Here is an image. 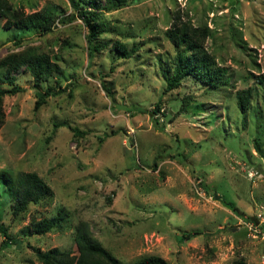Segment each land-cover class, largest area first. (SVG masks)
Segmentation results:
<instances>
[{
    "label": "rangeland",
    "instance_id": "rangeland-1",
    "mask_svg": "<svg viewBox=\"0 0 264 264\" xmlns=\"http://www.w3.org/2000/svg\"><path fill=\"white\" fill-rule=\"evenodd\" d=\"M9 2L25 13H64L45 35L4 29L0 19V59L35 47L61 68L40 83L22 68L11 73L14 85L0 71V85L19 90L3 101L0 173H35L52 190L15 217L3 187L0 216L12 243L2 249L0 234V264H41L35 251L55 248L77 256L82 223L123 264L152 256L264 264V93L256 80L264 74V0H128L105 14L113 32L104 38L136 49L129 59L111 50L90 57L68 0ZM185 23L209 30L205 49L228 82L218 91L191 76L166 91L174 58L166 32ZM248 90L242 113L237 96ZM50 218L64 226L36 234L34 224ZM193 232L200 235L181 238Z\"/></svg>",
    "mask_w": 264,
    "mask_h": 264
},
{
    "label": "trees",
    "instance_id": "trees-1",
    "mask_svg": "<svg viewBox=\"0 0 264 264\" xmlns=\"http://www.w3.org/2000/svg\"><path fill=\"white\" fill-rule=\"evenodd\" d=\"M70 8L74 11L73 19L82 21L86 29L85 41L87 51L91 57L101 50H111L116 52L121 58L129 59L136 52V49H128L127 45L120 39L111 41L105 40L104 36L113 32L108 23L105 22V14L119 11L125 7L128 0H68ZM64 11L60 7L45 8L35 13H25L19 8H15L9 0H0V19L4 20V29H18L20 31H40L45 35L53 30L57 18L61 19ZM65 20H62L64 23ZM168 40L174 48V58L172 59V72L164 73L167 83L166 91L178 88L181 81L187 76H191L212 91H218L223 83H228L222 77L226 75V69L220 68L215 58L205 49V41L209 35L208 28H193L190 23L173 27L166 32ZM20 45V42H18ZM25 68L36 83L45 82L60 73L61 68L53 62L47 53H41L35 47H29L22 52L14 53L0 59V71L5 70L6 77L11 85L15 84L12 72H17ZM257 84L264 93V74L256 77ZM107 89V88H106ZM108 90V89H107ZM19 93L17 88H4L0 85V129L4 124L3 101L5 97H13ZM53 92L48 90L39 97L35 104L38 110L44 105L46 98ZM252 91L248 90L237 96V104L242 113L247 111L250 104ZM159 109L158 106H156ZM80 132L76 130V134ZM81 134V133H80ZM82 135V134H81ZM9 191L12 201V212L15 217L26 212L30 205H39L43 199L52 194L51 188L35 173L19 172L15 179H11L5 172L0 173V194L2 189ZM218 199V197H217ZM0 203V209H1ZM1 211V210H0ZM64 218L45 219L44 222L34 224L35 233L43 235L55 231L64 226ZM0 234L4 240L2 249L7 248L12 243L8 227L1 222ZM200 235L199 232L183 233V240H191ZM76 244L78 255L70 256L66 252L52 249L48 252L36 250V256L41 264H123L110 251L93 238L86 224L82 223L76 230ZM135 264H168L160 257H148ZM233 264H246L243 261H236Z\"/></svg>",
    "mask_w": 264,
    "mask_h": 264
}]
</instances>
